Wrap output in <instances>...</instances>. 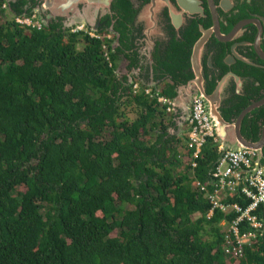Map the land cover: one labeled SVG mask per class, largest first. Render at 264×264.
Returning a JSON list of instances; mask_svg holds the SVG:
<instances>
[{
  "label": "trees",
  "instance_id": "obj_1",
  "mask_svg": "<svg viewBox=\"0 0 264 264\" xmlns=\"http://www.w3.org/2000/svg\"><path fill=\"white\" fill-rule=\"evenodd\" d=\"M3 2L0 264H264V233L241 257L227 255L220 223L234 214L208 217L212 204L194 189L210 181L215 144L208 140L196 167L177 172L170 141L147 139L162 115L157 98L117 81L116 53L109 67L100 39L55 21L17 24L5 19ZM175 87L160 94L173 98ZM127 105L138 110L134 120Z\"/></svg>",
  "mask_w": 264,
  "mask_h": 264
},
{
  "label": "flooded vegetation",
  "instance_id": "obj_2",
  "mask_svg": "<svg viewBox=\"0 0 264 264\" xmlns=\"http://www.w3.org/2000/svg\"><path fill=\"white\" fill-rule=\"evenodd\" d=\"M3 7L49 11L44 0H4ZM73 11L86 12L98 33L117 41L124 67L114 74L123 87L129 79L154 88L175 84V96L179 88L183 100L198 96L221 123L223 148L252 149L264 171V0H79ZM71 19L48 22L64 27ZM174 74L182 77L174 82ZM181 113L172 108L171 125L185 126Z\"/></svg>",
  "mask_w": 264,
  "mask_h": 264
},
{
  "label": "built area",
  "instance_id": "obj_3",
  "mask_svg": "<svg viewBox=\"0 0 264 264\" xmlns=\"http://www.w3.org/2000/svg\"><path fill=\"white\" fill-rule=\"evenodd\" d=\"M16 22L32 28L42 27V23L34 16L17 17ZM83 26L70 31H83ZM84 32L90 37L103 38L100 33L90 30ZM102 50L105 61L112 67L113 61L106 42H103ZM160 90V87L144 86L138 81L131 85L133 94L142 93L149 98H157V102L171 112L173 99L160 94ZM189 109L190 116L184 126L183 138L188 158L186 164L196 167V159L202 154L203 146L208 140L215 144L219 157L210 172V181L206 184L196 182L194 189L203 192L210 200L212 208L208 217L214 209H219L224 214H234L230 221L224 219L220 223L225 232L224 251L229 256L241 257L243 246L253 244L264 233V171L256 166V154L252 149H224L219 144L216 124L198 96L193 97ZM207 186H213L214 191L208 192ZM231 195L237 196L240 201H227Z\"/></svg>",
  "mask_w": 264,
  "mask_h": 264
},
{
  "label": "rangeland",
  "instance_id": "obj_4",
  "mask_svg": "<svg viewBox=\"0 0 264 264\" xmlns=\"http://www.w3.org/2000/svg\"><path fill=\"white\" fill-rule=\"evenodd\" d=\"M47 15L44 16V14H41L42 17L44 18H47L48 19V16H49V12H46ZM5 19L7 20H12V16L9 15V13L6 11V14H5ZM38 20L43 23V21L38 18ZM66 23H68V20L65 21ZM91 23H94V20L93 22ZM77 26H83V24L81 23H76V24H73L71 25L69 28H77ZM91 25H84L83 26V31L81 32H84V31H87V30H90V31H93L95 33H98V31H94L90 28ZM85 33V32H84ZM102 41V44L103 42H106L108 44V48H109V53H110V58L112 60V53L114 52L115 53V49H116V45H117V41H115V39H110L108 35H103V38L100 39ZM82 44L80 43L78 45V48H82ZM123 57L122 56H117V58L115 59V63H116V68L118 67V70H122L123 69ZM113 61V60H112ZM150 61H147L145 63H149ZM117 70V71H118ZM149 73V71H146L144 70V72L141 71H134V74L135 75H138V76H146L147 74ZM140 83V82H139ZM142 84V83H140ZM143 85V84H142ZM152 87V86H151ZM154 88V86H153ZM161 88V87H160ZM158 105V108L161 110V113L162 115H158L154 118V123L156 124V126L154 127V129H152L149 133V136L147 137L148 140H150L151 142H155L157 137L159 135H162V140H169L170 143H169V146H172L173 145V148L176 150L177 152V159L179 160L180 162V166L177 168V172L180 171V172H184V165L186 164V162L188 161V158H187V155H186V152H185V148H184V126H183V122H180L179 121H176L178 123H176L175 126L171 125L170 124V118L169 116H171L170 112H168L167 110H162L161 109V104H157ZM122 109H124V112L126 114V118L128 120H134L137 116V108L134 106V105H127V106H124ZM185 114V113H184ZM184 114L181 113V116L183 117V121H184ZM187 115V114H186ZM167 125V130H163L160 125H158V123H160L161 121ZM229 146H233V144H230ZM22 189V188H21ZM125 208L126 209H131L133 208L132 205L130 204H127L125 205ZM117 234L116 231H114L111 235L112 236H115Z\"/></svg>",
  "mask_w": 264,
  "mask_h": 264
},
{
  "label": "water",
  "instance_id": "obj_5",
  "mask_svg": "<svg viewBox=\"0 0 264 264\" xmlns=\"http://www.w3.org/2000/svg\"><path fill=\"white\" fill-rule=\"evenodd\" d=\"M90 1H93L94 3H98L100 5V4H104V3H110V1H112V0H90ZM7 2H10V0H7ZM78 2H79V0H66V2L61 6L58 3V0H44V6L46 8H48V10H49L48 11L49 12L48 19L42 17L40 12L37 11V9L32 10V12H36L39 15V18L45 23V25L48 24L47 21L50 18H52L56 15H64V16H66V18H69V17L75 18V19L68 20L70 22L65 23V25L63 27L64 30L69 28L73 24L81 23L84 25H91L90 28L94 31H97L98 29L95 28V26H93V23H91V22H93L92 19L89 18V20H87L86 17L84 16V15H86V12L82 13L83 16H81V15H76L75 12L73 11ZM23 15H25V14H23ZM117 70H118V67L115 68L114 72H117ZM133 83H134V80L129 79V81L127 83V87H130ZM142 84L144 86H149V87L151 86L149 83H142ZM180 89L181 88L178 89L177 95L173 98L172 108L174 109L175 112H176V110L180 109L181 112L185 113L184 119L188 120V118L190 116V114H189V111H190L189 107L190 106L189 105H190L192 97L191 98L189 97V99L186 97V99L183 100L182 95H180ZM180 102H182L183 104H181ZM209 116L212 119V121L216 124L217 135L219 137V144L224 145L225 141H224V138L220 132L222 129L221 123L219 121H217L216 119H214L210 113H209ZM241 148L243 149V147L229 148V149H241ZM256 169H257V167H256Z\"/></svg>",
  "mask_w": 264,
  "mask_h": 264
},
{
  "label": "bare ground",
  "instance_id": "obj_6",
  "mask_svg": "<svg viewBox=\"0 0 264 264\" xmlns=\"http://www.w3.org/2000/svg\"><path fill=\"white\" fill-rule=\"evenodd\" d=\"M2 9H4L5 10V12L7 11V9H8V7H3V5H2ZM6 14V13H5ZM9 15H11L12 16V19L16 22V18L17 17H32V16H34L37 20H38V18H39V15L36 13V12H33L31 15H25V16H18V15H15L14 13H9ZM17 23V22H16ZM47 23H49L48 21H47ZM17 24H19V23H17ZM43 24H45L44 22L42 23V25ZM48 25V24H47ZM84 25V24H83ZM67 29H72V28H67Z\"/></svg>",
  "mask_w": 264,
  "mask_h": 264
}]
</instances>
